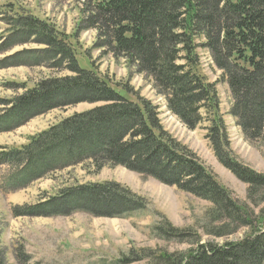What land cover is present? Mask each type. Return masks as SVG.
Returning a JSON list of instances; mask_svg holds the SVG:
<instances>
[{
	"label": "trees",
	"instance_id": "1",
	"mask_svg": "<svg viewBox=\"0 0 264 264\" xmlns=\"http://www.w3.org/2000/svg\"><path fill=\"white\" fill-rule=\"evenodd\" d=\"M82 1L85 15L76 33L94 31V48L106 50L146 76L169 112L187 128L207 121L214 155L246 185L247 201L253 208L234 199L193 153L163 130L155 106L142 99L133 102L125 96V86L94 70L81 69L71 36L31 14H18L6 22L10 34L3 39L2 50L33 44L40 48L35 66L70 75L42 79L31 87L24 84L21 94L0 100V134L56 108L101 105L30 136L19 148L1 150L0 167L10 171L6 186L24 189L48 173L88 162L97 169L122 167L211 204L209 235L220 238L246 230L237 242H196L187 254H152L149 264H264V209L254 211L264 204V174L231 157L215 86L201 74L198 53L207 52L220 72L231 95L229 113L238 128L251 140H264V0ZM17 36L20 39L11 40ZM12 57L0 61L1 69L7 68L4 62ZM92 141L98 148H93ZM36 163L41 164L35 167ZM76 195L91 198L102 209L72 205L69 214L120 218L146 209L139 197L118 185L90 183L59 190L22 212L30 217L67 215L57 207L63 209L64 199L69 203ZM153 231L168 241L189 236L166 221ZM5 263V252L0 250V264Z\"/></svg>",
	"mask_w": 264,
	"mask_h": 264
},
{
	"label": "rangeland",
	"instance_id": "2",
	"mask_svg": "<svg viewBox=\"0 0 264 264\" xmlns=\"http://www.w3.org/2000/svg\"><path fill=\"white\" fill-rule=\"evenodd\" d=\"M82 2L0 0V61L15 56L4 62L8 64L7 68L0 67V100L21 94L24 84L31 87L42 79L70 75L67 71L58 73L44 66H35L33 61L39 55L37 50L40 48L33 44H18L6 51L2 50V41L10 34L6 22L11 17L31 14L48 20L61 32L71 36L69 40L79 54L77 61L81 69L94 70L101 77L125 86L128 92L125 96L129 100L137 102L142 99L155 106L163 130L178 145L193 153L234 199L253 208L247 201L246 185L223 167L214 155L207 139V121L201 122L195 129L187 128L169 112L164 99L146 76L136 73L124 60L114 59L106 50L94 48V31L76 33L85 15ZM18 39L19 36L11 40ZM198 53L201 58V74L215 86L231 157L250 170L264 174V140H251L238 128L229 113L231 95L220 79V72L213 67L207 52L199 50ZM100 105L80 103L41 114L11 132L0 134V151L19 148L27 143L30 136ZM91 144L93 148L97 147L95 142ZM53 155L48 159L51 160ZM7 173H10L9 169L0 167V250L5 252V264H116V260L120 259H126L127 264H149V256L152 254H187L195 249L196 242L199 245L237 242L246 231L242 229L220 238L209 235L211 204L118 166L105 165L97 169L88 162L57 173H48L44 178L18 190L6 186ZM90 183L118 185L139 197L146 209L120 218L95 217L82 212L69 214L72 205L95 211L102 209L95 206L91 198L76 195L69 199V203L64 199L63 209L57 207L59 213L67 215L30 217L22 212L23 208L26 211L29 206L59 190ZM263 207L264 204H260L254 208L255 213H259ZM165 221L186 234L189 232L187 239L168 241L159 238L153 229L165 226ZM214 225L221 226L220 223Z\"/></svg>",
	"mask_w": 264,
	"mask_h": 264
}]
</instances>
